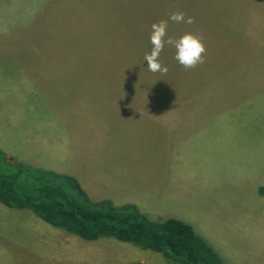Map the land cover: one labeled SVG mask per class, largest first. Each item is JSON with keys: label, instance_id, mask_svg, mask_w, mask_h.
<instances>
[{"label": "rangeland", "instance_id": "374dc122", "mask_svg": "<svg viewBox=\"0 0 264 264\" xmlns=\"http://www.w3.org/2000/svg\"><path fill=\"white\" fill-rule=\"evenodd\" d=\"M176 11L195 22L169 20L168 35L201 36L205 63L185 70L174 59L175 49L165 46L160 60L168 72L152 73L144 61L152 47L151 25ZM0 101V107L13 103L17 130L45 125L66 108L70 125H76L83 104L86 123L97 120L83 128L87 143L129 148L113 165L142 160L144 176L152 180L177 177L166 180V212L158 220L190 225L230 264H254L259 249L264 253V203L257 197L264 196V181L248 196L243 186L252 189L254 182L242 183L264 180V0H0ZM98 112L109 114L105 124ZM125 115L133 116L126 125ZM173 126L183 134L184 153L174 149ZM165 160L171 162L166 172L158 169ZM113 171L101 165L95 178L105 184L106 175L118 174ZM26 212L0 208V264H17V253L27 254L17 247L25 228L18 222L37 217ZM95 242L103 249L100 258L89 254L90 261L99 258L95 264L120 262L115 247L137 248L108 238ZM145 252L158 256V264H178Z\"/></svg>", "mask_w": 264, "mask_h": 264}, {"label": "crops", "instance_id": "0c3cea01", "mask_svg": "<svg viewBox=\"0 0 264 264\" xmlns=\"http://www.w3.org/2000/svg\"><path fill=\"white\" fill-rule=\"evenodd\" d=\"M11 105L14 108L13 103H8L0 107V153L10 162L19 166L51 171L66 176L69 180L77 182L81 190L85 193L84 199L85 197L91 198L90 200L86 198L87 201L91 203L109 202L115 207L126 204L133 205L151 220H157L159 216H164L163 214H165L166 209L163 205L167 197L164 195L165 183L166 180L170 182V180L176 179L177 177L170 175L168 179L163 175V178L152 180L150 176H144L146 171L142 167L144 164L142 160H140V162H134L130 167L126 164H122L121 166L113 165L116 161L115 158L119 156L123 157L130 152L128 151L129 148L125 146L123 147V151H115L107 149L108 145L97 146L87 143L88 136L85 137V135H87L88 132L83 128L96 126L97 120L93 119L86 123L83 104H79L78 106L80 113H77L78 118L76 120V125H70L69 108H66L69 106V103L67 102V104L63 103V108L67 109L66 113H54L53 119L45 123V125H35L31 123L35 129L23 125L20 126L18 130L17 121L12 123V114L14 112L9 109ZM127 109L131 108L128 106ZM114 112L118 113V109L110 111L109 114H113ZM133 112L134 110L124 113L133 114ZM106 113L107 112L104 114L98 112L101 116L99 122L102 124H105L104 121H106L103 117L109 115H106ZM131 117L133 116L125 115V117L121 118H123V123L126 125L127 122L131 120ZM135 117L138 116H134V118ZM127 128L128 126L125 129ZM162 130H164V128ZM13 133L19 135H13ZM169 134L170 138L175 143L174 149L175 151L177 150V154H179L178 152L184 153L182 144L185 139L180 138V135H183L182 132L173 126L170 128ZM19 136H21V140L19 139L20 142L17 141ZM130 145H133V143H130ZM133 148L134 147H132V149ZM144 153L145 151L143 154ZM143 154L140 156V159H142ZM167 164L170 165L171 162L165 160L163 165L161 167L159 166L158 169H163L166 172ZM101 165L114 170L112 173L118 172L115 176L109 177L106 175L104 179L106 182L105 184H100L99 180L95 178L96 171H98ZM86 166L88 168H86ZM79 173L83 177H81ZM217 175L223 178V174ZM230 178L231 176L228 175V180H230ZM258 181L264 180L252 179L242 181V183L254 182L252 189L243 186L247 196L250 191L254 193L253 190H255V184ZM86 183L88 186H86ZM260 186L264 187L263 184H260L259 187ZM84 189L87 190V193ZM101 189L108 191V194L102 196ZM239 190L241 191V186ZM262 190H264V188H262ZM258 193H260V191H258ZM261 196L262 195H258L257 197L262 205V203H264V196ZM237 199L231 200L232 206L237 205ZM1 207L4 210L6 209L7 212L15 215L27 214L26 211H28L7 208L0 203V208ZM29 215L32 214L29 213ZM19 223H22V226H25V228L17 239V247L19 246L27 254L17 253V264H76L77 254L82 258L83 264H95L101 256L98 251H103L99 245L97 246V242L84 243L75 238L76 236L70 238V236L61 233L63 230H57L39 220V218L28 216L26 221L18 222V224ZM208 232L211 233L212 231ZM33 237L35 241L30 243L29 240H32ZM206 240H208L209 243L212 241L209 237H207ZM106 246L115 247L112 243ZM115 248L114 255L116 259L118 260L116 252L120 256V262L116 264H158V256L152 255L151 253L148 254L145 250L132 248L130 246ZM262 249L264 248L262 247ZM215 251L217 252L218 250L215 249ZM90 253L92 256H95V253L99 254V258H91L90 261ZM149 255L153 262L152 260H148ZM219 255L226 264L231 263L224 254ZM254 256L255 260L257 259L254 264H264V253L261 252V249H259V253ZM34 257L37 263L33 262ZM241 263L246 264V261H241ZM79 264H81V261H79Z\"/></svg>", "mask_w": 264, "mask_h": 264}, {"label": "trees", "instance_id": "16d2710c", "mask_svg": "<svg viewBox=\"0 0 264 264\" xmlns=\"http://www.w3.org/2000/svg\"><path fill=\"white\" fill-rule=\"evenodd\" d=\"M0 203L29 210L47 225L85 241L102 238L161 254L178 264H226L192 227L174 218L151 220L133 205L91 203L64 175L16 165L0 153Z\"/></svg>", "mask_w": 264, "mask_h": 264}, {"label": "clouds", "instance_id": "9594fccd", "mask_svg": "<svg viewBox=\"0 0 264 264\" xmlns=\"http://www.w3.org/2000/svg\"><path fill=\"white\" fill-rule=\"evenodd\" d=\"M169 20L177 24H193V17H186L184 12H172L168 19H162L151 25L149 40L151 44L150 52L144 55V61L147 62V69L152 73L166 74L167 66L163 65L160 56L165 46L175 49L174 59L185 70H191L198 65L205 63L206 47L203 38L191 32H185L180 37L168 35Z\"/></svg>", "mask_w": 264, "mask_h": 264}]
</instances>
